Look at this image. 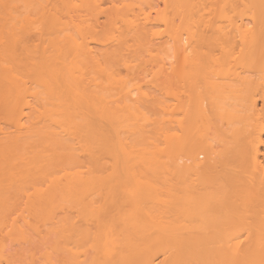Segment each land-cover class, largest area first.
<instances>
[{
	"label": "bare ground",
	"instance_id": "obj_1",
	"mask_svg": "<svg viewBox=\"0 0 264 264\" xmlns=\"http://www.w3.org/2000/svg\"><path fill=\"white\" fill-rule=\"evenodd\" d=\"M104 3L43 0L19 18L23 6L0 0V264H56L57 250L68 264H264V126L243 75L264 76V0ZM114 67L167 72V84H181L171 113L183 116L165 120L179 133L171 122L175 133L154 128L166 147L119 145L122 214L107 165ZM131 91L116 119L144 138L150 119ZM206 91L216 120L228 94L219 117L230 131L213 135L220 149L205 138L207 113L189 114ZM78 151L93 164L77 165ZM54 236L69 244L49 245Z\"/></svg>",
	"mask_w": 264,
	"mask_h": 264
},
{
	"label": "rangeland",
	"instance_id": "obj_2",
	"mask_svg": "<svg viewBox=\"0 0 264 264\" xmlns=\"http://www.w3.org/2000/svg\"><path fill=\"white\" fill-rule=\"evenodd\" d=\"M13 1V5H19V6H23V8H21L20 9V11L19 12H17L16 13V16H18L19 18L20 17H22L23 15H25V14H31L32 16H34V14L36 13V11L39 9V4L43 1V0H12ZM105 3V5L106 6H104V8L107 10V9H109L110 7H111V5L112 4H106V2H111V0H103ZM113 1V0H112ZM110 6V7H109ZM103 19V20H102ZM102 19H101V22H104V20H105V18L104 17H102ZM165 54L168 56H170V52L166 49L165 50ZM118 68L119 67H114V69H115V71H114V69L112 70V72L114 71V72H116L115 74L118 76V80H121L120 82L119 81H115L114 80V82L111 80V84H113V86L110 84V86H112L113 88H111L110 90H111V94H110V98L112 99H110V111H114V113L113 114H111L112 112H110V116L112 115V117H111V119H110V123L108 124V130H109V134H108V136H109V140H108V142H109V147H108V155H107V165H108V168H109V170H108V172L110 173V175H113V176H116V177H113V178H115V179H111L110 180V178H109V181L111 182V185L109 186V190L111 189V188H113L112 190H113V192H112V190H111V200L112 201H116L115 203L117 204L118 202H117V200L116 199H119V203L121 204V200H123L122 199V194L121 195H119L120 193H121V188L119 187L120 186V184H119V186H118V181H117V179L119 180V181H123V182H121V183H126V180H128V179H126L127 177H125V175H126V173L125 174H123L124 173V170H125V168H127L126 166H124V163H125V160H124V162H123V160L121 159V158H123V155L122 156H120L121 158H119L118 156L119 155H121L122 154V152H121V149H119V148H121V146H119V145H121V143L122 144H124V143H131L130 145L131 146H136V145H140L142 142V144H144V141H145V143H146V141H150V140H153V141H155V140H157L156 141V143H158V142H162L163 141V139H161L163 136H158V135H155L154 136V134H156L155 132H157L156 130H154V128H157V129H159L160 127H162V125L164 126L163 128H166V127H168V123L169 122H171L172 124H174V123H176V122H172V121H169V122H167L168 121V119H171V118H176V119H182V117L183 116H181V114H179L178 112V115H177V113H173V114H176V116H172L173 114L171 113L172 112V110H176L175 109V107L177 106V102H176V98H174L173 97V93H175L177 90L179 91V87H180V85L181 84H179V85H177L178 83H176V84H167L168 83V77H167V75H166V73L167 72H164V75H163V73H159V74H157V73H155L154 71H158V69L157 68H152L151 67V69H150V67L148 68V69H146V67H142V68H137V71H136V68L135 69H127V68H122L121 69V67L119 68V70H118ZM256 68V67H255ZM118 71H117V70ZM126 69H127V71H126ZM154 69V70H153ZM252 69V72L250 73V71L249 72H247V69H243V70H246V71H244L245 73L243 74L245 77H249L250 78V80L252 81V83L249 85V94L251 95V97H252V99L255 101V105H256V116H254V117H256V120H255V124L257 125V126H259V127H262V126H264V76H263V74H261V72H262V69L260 68V69H254V68H251ZM121 70H122V72H121ZM129 70V71H128ZM203 70V69H202ZM202 70H199L200 72L202 71ZM241 70V69H240ZM239 70V71H240ZM243 70H241L240 71V73L243 71ZM250 70V69H249ZM254 70V71H253ZM259 70V71H258ZM151 71V72H150ZM171 71V70H170ZM169 71V72H170ZM119 72V75L117 74ZM137 72H140V73H142V74H138V76L135 78V73H137ZM204 72V71H203ZM246 72H247V74H246ZM131 73H133L132 75H130ZM156 74V76L154 75V74ZM123 76H122V75ZM242 74V73H241ZM121 75V76H120ZM159 75V76H158ZM161 75V76H160ZM242 75V77H244ZM155 76V77H154ZM215 76V78L217 79L218 77L216 76V75H214ZM241 76V75H240ZM120 77V78H119ZM122 77V78H121ZM212 77H213V75H212ZM211 77V78H212ZM126 78H127V80H126ZM132 78H134V79H132ZM113 79V78H112ZM126 81H129V85L127 84V82H126V84L124 85V82H125V80ZM129 79H131V81L129 80ZM167 79V80H166ZM216 79H214L215 81H216ZM220 79V78H219ZM222 79V78H221ZM134 80V81H133ZM199 80V79H198ZM203 80V79H202ZM211 80H213V79H211ZM213 80V81H214ZM219 81H221L219 84L221 85V83H223L224 84V82H226L225 80L223 81V80H217L216 82H219ZM119 82V83H118ZM167 82V83H166ZM170 83V82H169ZM222 84V85H223ZM125 86V90L127 89V91H125L124 89H122L124 86ZM129 87H127V86ZM200 85H201V83H200ZM202 85H203V83H202ZM236 87H238V88H242V85H241V83L239 84V83H236ZM118 86H121V87H119L118 88ZM183 86V85H182ZM181 86V91L180 92H182L184 89L183 88H185V86H183L182 87ZM203 87V86H202ZM115 88V89H114ZM116 88L117 89H120L119 91H117L116 90ZM134 88V89H133ZM138 88V89H137ZM204 88V87H203ZM114 89V90H113ZM129 89V90H128ZM132 91H131V90ZM186 89V88H185ZM109 90V91H110ZM124 91V93L125 92H129V91H131L130 92V95L132 96V99L134 100L135 99V101H134V103H136V104H138L139 105V103L138 102H140V105L142 106V111H144L143 113H145V114H147L146 116H147V119H148V117H149V119H150V121L148 122V124L147 125H145V124H143V123H145V121H141V123L143 124L142 126H145L144 128H147V130L149 131L148 133L149 134H146V135H144V138L146 137V138H148V140H146V139H144L143 138V135L141 136L139 133L137 134V133H133L132 132V129H135V127L134 126H131L130 127V129H129V123L127 124L128 125V127H125L124 128V125H122L123 123H122V120H117L116 119V112L118 111V108L117 107H119L123 102H122V99L124 98V96H126V95H124V94H122L123 93V91ZM133 90H135V91H133ZM207 90V89H206ZM204 91V90H203ZM122 92V93H121ZM144 92V93H143ZM117 93V94H116ZM133 93V94H132ZM142 93V94H141ZM204 94H205V96L203 95V97H204V99H203V97H202V99H200V100H196V101H194V102H192V100H193V98L191 99V102H189V104L192 106V107H190V105H189V107H190V110H189V114H191V112L194 110V107H195V105H197V107H198V105L200 106V109H201V111H202V113L204 114H206L207 113V115H206V117H204V118H206V120L204 119L203 121H201L200 122V124L202 125V126H206V127H208L210 124L212 125L213 123L214 124H216V128L214 129V127L215 126H209L208 128H211V129H209V131H208V128H206L205 127V130L207 129V131H206V134H209L210 133V131H211V135L209 134V138H208V135H205V138H206V140L207 141H209V139L211 138V139H213V140H210L211 142H210V144L211 145H213V144H215L216 142L214 141V139L216 138V136L218 137V136H220L219 134L220 133H218L219 132V130H220V128L222 127L223 128V131H221L220 130V132H223V133H225L226 131H230V125H229V123L227 124V127H226V121L224 122V123H220V122H223V120L220 118L221 116V114L220 113H223L224 114V112H226V103H227V101H228V94L227 93H225V94H227L226 96H223V98H224V100H225V102H224V100L222 99H218V102H217V100H216V103L219 105V104H221V107H219L218 108V112H219V116L217 117V115H215L216 116V118H217V120L215 119V117H214V115H213V113H212V110H211V107H214L215 106V103H214V105L213 106H211V101L212 100H214V98L216 99V97H215V95H212V93L210 94V92L208 91H206V93L205 92H203ZM170 94V95H169ZM224 94V95H225ZM118 95V96H117ZM120 95H122L121 97H120ZM129 95V96H130ZM142 95H144V97H142ZM130 96V97H131ZM145 96H149V99L148 98H146ZM210 97L209 99L207 98V97ZM120 99H119V98ZM200 97V98H201ZM226 97H227V99H226ZM118 98V99H117ZM122 98V99H121ZM139 100H138V99ZM143 98H144V100H143ZM145 98H146V100H145ZM124 99H126V97L124 98ZM141 99V100H140ZM148 99V100H147ZM230 99V98H229ZM120 100V101H119ZM136 100H137V102H136ZM116 101V102H115ZM118 101V102H117ZM124 101V100H123ZM141 101H142V103H141ZM202 101H203V103H202ZM220 101V102H219ZM224 103H223V102ZM122 102V103H121ZM213 102V101H212ZM214 102H215V100H214ZM112 103V104H111ZM119 104V106H118V104ZM201 103H202V107H201ZM223 105H224V107H223ZM140 106V107H141ZM220 106V105H219ZM226 106V107H225ZM203 107L206 109V111L207 112H204L205 110L203 109ZM218 107V106H217ZM115 108V109H114ZM163 108H164V110L167 108L169 111H170V113L168 114V112L167 111H164L163 110ZM114 109V110H113ZM212 109H216V107L215 108H212ZM204 110V111H203ZM217 110V109H216ZM209 111V112H208ZM194 112H195V110H194ZM213 112H214V110H213ZM218 112H216V113H218ZM197 113V112H196ZM210 113V114H209ZM144 114V115H145ZM194 114V113H193ZM204 114V115H205ZM215 114V113H214ZM113 115H114V117H113ZM210 115H211V117H210ZM213 115V116H212ZM181 117V118H180ZM211 118V119H210ZM213 118V119H212ZM218 119H220L221 121H218ZM165 120H167V121H165ZM175 120V119H174ZM165 123H164V122ZM206 121V122H205ZM119 122V123H118ZM166 122H167V124H166ZM208 122V123H207ZM220 124H218V123ZM117 123V124H116ZM140 123V124H141ZM151 123H153L152 125H151ZM171 123H169L170 124V127H168V128H166L167 130H170V131H172L171 130V128H173L172 126H171ZM150 124V125H149ZM160 124V125H159ZM217 124H218V126H217ZM126 125V124H125ZM156 125H158V127L156 126ZM228 125H229V127H228ZM147 126V127H146ZM173 126H176V129H173V130H175V131H177V133H179L180 131H179V129L177 128L178 127V124H174ZM123 127V128H122ZM212 127H213V129H212ZM218 127H220V128H218ZM170 128V129H169ZM175 128V127H174ZM128 129V130H127ZM258 129V128H257ZM130 130H131V132H130ZM146 130V131H147ZM154 131L153 133L152 132H150V131ZM212 130H213V132H212ZM226 130V131H225ZM164 131H166V130H164ZM170 131H168V132H170ZM175 131H172V132H174L175 133ZM204 132V134H205V131H203ZM214 132H216L215 134H213ZM153 135H152V134ZM222 134V133H221ZM153 136V137H150V136ZM213 135H214V137L215 138H213ZM216 135V136H215ZM223 135V134H222ZM221 135V136H222ZM150 137V139H149V137ZM212 136V137H211ZM160 137V138H159ZM119 138H122V140L121 139H119ZM143 138V139H142ZM151 138H153V139H151ZM157 138H159V139H157ZM164 138V137H163ZM262 138H263V140H264V134L262 135ZM127 139V140H126ZM155 139V140H154ZM161 139V140H160ZM165 139V138H164ZM130 142H129V141ZM142 140H144V141H142ZM158 140H160V141H158ZM217 141L219 140V139H216ZM117 141H120V142H117ZM141 142V143H140ZM165 141H163L162 143L163 144H161L160 146L161 147H166V143H164ZM219 142V141H218ZM217 142V143H218ZM116 143V144H115ZM119 143V144H118ZM213 143V144H212ZM215 144L214 145V147H216L217 148V146H218V148L217 149H220V146L218 145V144ZM136 144V145H135ZM116 145V146H115ZM130 145H128V146H130ZM127 146V147H128ZM116 148V149H115ZM119 150V152H118V150ZM137 149H138V147H137ZM262 150H263V152H264V146H263V148H262ZM115 151H116V153H115ZM119 153H121V154H119ZM135 153V155L137 154V152L135 151L134 152ZM75 155H76V157H75V163L77 164V165H82V166H90V165H92L93 164V160H92V157H91V155H89L88 153H81L80 151H78V152H76L75 153ZM117 155V156H116ZM134 156V155H133ZM203 154L200 156V160L201 161H205L206 160V157H204L203 158ZM202 157V158H201ZM119 158V159H118ZM115 159H117V160H115ZM120 159L122 160V163H123V165L121 164V166H124L125 168H123L122 169V167H120V164L118 163L119 161H120ZM262 159H264V157L262 158ZM114 163H116V165L114 164ZM120 163H121V161H120ZM125 165H126V163H125ZM114 166H116V167H114ZM128 166V165H127ZM115 169H117V170H115ZM119 170V171H118ZM117 171V172H116ZM121 171H123V172H121ZM121 172V174H123L124 176V179L123 178H121V174H119ZM109 173H108V175H109ZM112 173H114V174H112ZM116 173V174H115ZM118 174H119V176H118ZM110 175H109V177H110ZM117 177H119V178H117ZM121 179H123V180H121ZM114 181V182H113ZM115 181H117V183L115 182ZM128 182V181H127ZM110 184V183H109ZM127 185L129 186L130 185V182H128L127 183ZM112 186V187H111ZM113 194V195H112ZM117 196H119V197H117ZM112 198H115V199H112ZM120 198H121V200H120ZM111 200H110V204L112 203L111 202ZM119 203H118V205H119ZM113 204V203H112ZM117 205V208H119V206ZM122 205V204H121ZM127 206V205H126ZM128 206H129V204H128ZM128 206H127V208H128ZM111 209L114 211V209H113V207L114 206H112L111 205ZM115 207H116V205H115ZM114 207V208H115ZM120 207H122V208H120L121 209V211H119L117 208H116V211L115 212H118L119 211V213H121L122 214V211L124 210H126V207L125 208H123V205L122 206H120ZM123 209V210H122ZM128 209H130V208H128ZM118 210V211H117ZM112 211V212H113ZM127 211V210H126ZM114 212V213H115ZM113 213V215H114V218H115V215H118V214H114ZM112 215V216H113ZM74 214L73 215H70L69 216V214H68V218H71V219H73L74 217ZM119 216H120V214H119ZM112 218V217H111ZM114 218L112 219V220H114ZM74 220V219H73ZM77 221V214H76V217H75V220H74V222H76ZM252 220L250 219L249 220V222H251ZM80 222V221H79ZM78 222V223H79ZM247 222H248V220H247ZM248 222V223H249ZM77 223V222H76ZM75 223V224H76ZM80 225L82 224V223H79ZM78 225V224H77ZM79 225V229H84L83 227H81ZM244 231V230H243ZM242 231V233L244 234L246 231H244L243 232ZM134 233V232H133ZM132 233V234H133ZM134 235V234H133ZM137 235V234H136ZM246 234H244V235H242L241 237H244ZM55 236H57V235H55ZM53 237V239H52V241H50L51 242V244H49V245H51V246H53V247H57V246H67V244H69V242H68V238L70 239V237H68V238H65L64 237V239L63 238H60L61 236H59V237ZM68 236H69V234H68ZM63 237V236H62ZM245 238V237H244ZM71 243V242H70ZM62 244V245H61ZM10 247V246H9ZM60 249V248H59ZM54 250V249H53ZM50 251H52V250H50ZM57 253H55V254H57V255H55V259H56V262H58V263H56V264H68V262H67V258H66V254H64L63 255V253L61 254V251L60 250H57L56 251ZM64 252V251H63ZM64 262V263H63Z\"/></svg>",
	"mask_w": 264,
	"mask_h": 264
}]
</instances>
